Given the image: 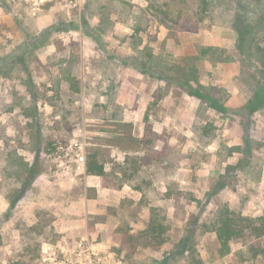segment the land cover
<instances>
[{"label":"rangeland","instance_id":"obj_1","mask_svg":"<svg viewBox=\"0 0 264 264\" xmlns=\"http://www.w3.org/2000/svg\"><path fill=\"white\" fill-rule=\"evenodd\" d=\"M164 3L0 0V264H189L170 255L188 229L204 264H264L240 245L219 257L201 226L222 205L264 213V103L248 113L257 86L233 29L241 10L258 25L264 0ZM144 62L155 69L141 73ZM175 67L227 112L190 95ZM90 152L106 178L86 174ZM25 164L39 173L10 207ZM142 193L169 225L156 252L122 249L114 233L143 228Z\"/></svg>","mask_w":264,"mask_h":264},{"label":"trees","instance_id":"obj_2","mask_svg":"<svg viewBox=\"0 0 264 264\" xmlns=\"http://www.w3.org/2000/svg\"><path fill=\"white\" fill-rule=\"evenodd\" d=\"M164 1V5H168V0ZM202 1L206 2V0ZM159 11H162V9H159ZM242 14L243 11L241 10L234 20L233 25V29L236 31L239 41H244L245 36L252 30L247 29L248 25L242 20ZM164 15L166 16V13H164ZM263 20H261V22ZM207 50H217V48H201V56H203ZM256 52L258 53L261 64L255 60L251 47V57L254 64L264 72V50L258 49ZM150 58H152L151 55ZM136 64L139 65V63ZM149 64L150 63L144 62L142 65H139V67H141L140 72L147 73L148 69H155ZM174 69L179 74L176 81L179 82L181 87L186 88L190 95L198 98L200 102L206 104L208 108H212L222 113L227 112V109L222 102L219 103L217 100L213 99L209 94V90L200 84L193 71L192 77H187L183 68L178 67L177 69V67H175ZM248 73L250 74L251 79L256 82L257 86L256 89L253 90V97L250 103L246 105L248 113L251 114L252 111L264 103V83L257 79L256 75L253 73L249 71ZM49 146L50 149L46 151L47 154L52 153L56 149L52 143H49ZM142 160H144V158ZM24 168L25 177L22 180L21 187L17 190V193L13 195L10 207L14 206V204L20 199L21 192L31 185L39 173L35 165L28 166L25 164ZM85 172L89 176H95L102 179L106 178L107 172L104 164L98 159V154L96 152H90L86 155ZM137 206H144L146 208L148 214L147 221H145L143 228L136 232H133L132 226L129 223L118 226L114 230V233L119 236V247L122 249L143 248L154 252L159 251L166 243V237L169 231V225L166 223L163 211L160 207L148 205L143 193ZM135 215L136 212H134V216ZM201 226L204 232L211 233L215 236L217 242V254L219 257L229 255L234 245H240L248 248L252 258L257 256L264 258V247H256L252 244L254 241L264 238V213L251 217L230 210L226 205H222L218 207L211 219L208 222L203 223ZM193 232L194 229H188L186 235L179 240L174 248V252L172 254L170 253V255L181 256L187 254L189 264H204L195 249L196 242L193 239Z\"/></svg>","mask_w":264,"mask_h":264},{"label":"water","instance_id":"obj_3","mask_svg":"<svg viewBox=\"0 0 264 264\" xmlns=\"http://www.w3.org/2000/svg\"><path fill=\"white\" fill-rule=\"evenodd\" d=\"M263 32H264V20L260 22L251 31H249L248 34L245 36L241 48V53L244 59L245 68L254 75H256L257 79H259L261 82L264 83V72L254 64L251 57L252 43Z\"/></svg>","mask_w":264,"mask_h":264},{"label":"crops","instance_id":"obj_4","mask_svg":"<svg viewBox=\"0 0 264 264\" xmlns=\"http://www.w3.org/2000/svg\"><path fill=\"white\" fill-rule=\"evenodd\" d=\"M203 41H204V42H203ZM203 41H201V45H204V44L206 43L205 40H203ZM206 44H208V45H216L214 42L206 43ZM249 96H250V94H248V95L245 94V93L241 94V95H240V100L242 99V102H241V103L244 104V103L249 99ZM166 100H167V99H166ZM165 104H166V103H163L162 106H164ZM234 106H237V104H234ZM98 194L100 195V191H98ZM105 244H106V245H109V238H107V237H103V236H102L100 242L96 243V244H95L96 247H94V248H95V250H97V249H99V248H97V247H105Z\"/></svg>","mask_w":264,"mask_h":264}]
</instances>
